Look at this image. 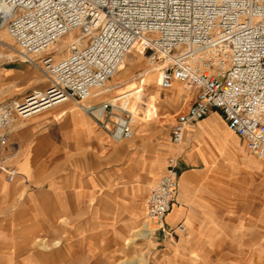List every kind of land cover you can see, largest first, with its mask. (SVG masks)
Instances as JSON below:
<instances>
[{"label":"built area","instance_id":"2783aa9c","mask_svg":"<svg viewBox=\"0 0 264 264\" xmlns=\"http://www.w3.org/2000/svg\"><path fill=\"white\" fill-rule=\"evenodd\" d=\"M1 28L25 61L42 55L48 86L0 102V171L8 170L3 151L16 120L70 98L111 140L130 138L127 114L115 117L109 101H83L105 86L136 46L150 65H159L160 89L178 83L196 91L188 108L175 116L173 144L218 110L227 129L264 167V0H0ZM68 34L66 55L55 59L52 45ZM176 190L177 162L169 159L145 198L147 217L164 234L185 230L183 224L163 223Z\"/></svg>","mask_w":264,"mask_h":264},{"label":"crops","instance_id":"0c3cea01","mask_svg":"<svg viewBox=\"0 0 264 264\" xmlns=\"http://www.w3.org/2000/svg\"><path fill=\"white\" fill-rule=\"evenodd\" d=\"M6 71H17V68L10 67ZM195 93L194 89H188L187 94L180 96L179 100L186 102L188 98L189 102L183 111L192 103ZM101 100L92 99L83 104H95ZM183 111L175 113L174 119L176 114ZM92 118L78 106L67 103L54 107L26 125L17 127L16 121L8 129V144L3 151V166L8 170L0 171V222L6 224L11 233L5 238L10 244L3 247L7 249L1 255L3 264H25L19 257L25 252L26 243L32 240L46 237L52 241L58 239L51 230H47L48 226L73 225L77 231L83 227L84 211L92 207L100 188L95 178L83 173L84 156L94 152L88 145L99 146L100 134L94 129ZM173 123L168 133L171 144ZM146 130L147 126L143 133L136 136L142 139ZM126 140L124 145L109 149V154L118 153L123 146L130 147L133 138ZM175 147V152L169 151V147L165 149L155 145L151 148L145 177L153 183L167 167L170 158L165 165V156H175L177 190L173 206L164 217L172 225L164 220L163 223L169 228L183 224L186 229L156 237L157 245L164 247L167 241L171 249L178 242L182 244L180 249L195 251L197 245L210 243L212 235L219 233L221 241H237L242 246L250 240L226 238L228 220L247 219L246 234L257 237L252 243L263 246L264 167L249 152L245 141L227 129L220 112L211 110L188 127L181 143ZM10 149L13 150L9 154ZM95 155L100 158L99 153ZM66 168L70 169L64 172ZM62 178H74L75 185L61 187L58 180ZM131 197L132 194L127 199L132 200ZM127 199L123 200L124 203H129ZM118 201L122 202L113 199L111 217L120 208ZM43 209H50V216H46ZM144 209L146 215L145 199ZM173 212L175 216L167 218ZM97 220L93 215L88 221L93 225ZM188 232L189 235H186ZM31 252L29 249L24 257L27 264H36V255Z\"/></svg>","mask_w":264,"mask_h":264},{"label":"rangeland","instance_id":"374dc122","mask_svg":"<svg viewBox=\"0 0 264 264\" xmlns=\"http://www.w3.org/2000/svg\"><path fill=\"white\" fill-rule=\"evenodd\" d=\"M2 33L6 34L4 28L0 29V34ZM7 38V40L5 38H0V102L20 99L31 90L45 89L48 86V82L41 71L40 60L42 55L32 57L33 62L31 63L25 61L19 54V48L16 43L13 42L8 35ZM2 42L8 45L10 44L11 48H6L4 44L1 45ZM55 44L56 46H60L62 41H57ZM67 45L68 44H65L61 49H50V52L55 55V59H61L66 55ZM132 50L135 51V49ZM123 63L124 61L122 64ZM10 67L17 68V71H6V69ZM152 68H155V73H158V66L150 65L145 55H142L131 73L123 77V83L132 80L139 86L137 73ZM116 73V75L119 74V72ZM113 81L114 80L110 78L107 82ZM151 85L155 91H160L155 77L151 80ZM115 94L116 91L114 90L107 92L104 94V97L101 98V101L110 102V99L113 98ZM138 96V99L135 100V115L123 106L121 103L122 99L113 104L115 106L114 116L117 117L118 115L127 114L130 118L132 129H134L131 136V138H133L132 145H130V147L123 146L116 154H109V149L113 146L124 145L127 140L118 142L111 140L107 133L101 129L92 118L94 129L100 134L99 146L88 145L90 150L93 149L94 152L84 156L83 173L86 176L95 178L100 188L98 198H96L92 207L84 211L83 218L85 219V223L81 230L77 231V227L73 225L51 228L48 226L46 227L47 230H51V232L59 238V245L57 247L52 246L50 244L52 241L50 237H46L49 245L47 248L38 244H33L34 240H32L26 243L24 248L25 252L21 253L19 259L27 264V258H25L24 255L28 253L30 249L32 251L31 253L36 255V264H264V245L257 246L252 243L257 237L246 234V224L249 222L247 219H243L242 221H235V219L228 220V234L226 238L228 240H250L242 246L240 245L241 242L237 241H221V235L215 233L212 235L210 243L208 242L204 244V246L200 244L197 245L195 251L180 249L182 244L178 242L175 246H171V249H169V242L167 241H165L166 244L164 242V247H160V245H157L158 241H155V238L164 235V233L157 228L156 224L154 227L150 223L153 229L148 237L129 236L132 237L133 240L127 245H122L123 235L119 234L120 227H124L130 235L133 226L130 225V223L123 222L124 218H122L121 215L119 216L118 212L114 217H111L113 215V199H127L133 193L134 187L138 182H145V175L148 172V163L151 156L149 150L151 148H154L155 145L165 149L175 146L169 142V127L173 123L174 114L178 111H183L189 103L188 98L186 102L180 99L175 102L174 105L155 103L152 107L153 114H150L146 107V95L142 93ZM67 103L76 105L81 109L79 107L80 105L72 98L68 99ZM53 108L54 106L27 119H17V127L37 120ZM135 119L147 124V130L144 132L142 139L136 136L134 132ZM11 150L13 149H10L9 154ZM96 152L99 153L100 158L96 157ZM169 158L175 159V156H165V165ZM67 169L70 168H66L64 172H67ZM163 172L164 169L159 177ZM159 177L148 186L147 190L141 193L140 198L138 197L139 200H144L146 198L149 190ZM108 193H110V195H108ZM42 212L46 214V216H50L51 214L50 209H43ZM93 215H95L98 220L96 224L92 225L88 220ZM140 216L141 221L146 218L145 211H143ZM3 222L6 223L5 220H3ZM164 222L172 225V222H169L167 219H165ZM236 232L237 235H235ZM10 233L11 231L6 224L2 225L0 222V264H3V257L1 255L7 251V249L3 247L10 244V242L5 239ZM198 235L199 234H197V237ZM66 238L67 240L64 241ZM261 238L264 240V235L261 236ZM184 240L183 238V241ZM174 244L173 242L172 245ZM30 246L33 247L31 248Z\"/></svg>","mask_w":264,"mask_h":264},{"label":"bare ground","instance_id":"6f19581e","mask_svg":"<svg viewBox=\"0 0 264 264\" xmlns=\"http://www.w3.org/2000/svg\"><path fill=\"white\" fill-rule=\"evenodd\" d=\"M7 35H8L7 32H6V34L2 33V34H0V38L1 39L5 38L7 40L8 39ZM8 37H9V35H8ZM71 39H72L71 34L65 35L58 40V41L61 40L62 44L60 46H56V44L55 45L53 44L51 49L52 48L53 49L54 48L61 49L65 44H68ZM2 44H4V46L6 48H11L10 44L8 45V44H5L4 42H2L1 45ZM0 56H1V54H0ZM141 56H142V53L140 51L139 46H136L135 51L130 50V52L123 59L124 63L120 64V66L118 68L119 71H116V72H119V74L116 75L117 73L115 72L114 75L111 77L114 81L109 82V83L106 82L107 83V84H105L106 86H104L101 89H95L93 91V93L90 94V96L87 97L83 102H87L88 100H92V99L98 100V99L104 97L105 93L114 90V91H116V94L113 96V98L110 99V102L112 104H114V103H116V101L118 102V100L122 99L121 103L123 104V106H125L132 113H134V111L136 109L135 100L138 99L139 94L144 93L147 97V101H146L147 102V105H146L147 111H148V113L153 114L152 107L155 105V103L174 105V103L179 100L180 96L183 93L187 94L188 89L184 88L183 85L178 84V83H174L172 85V87L170 89H167V90H162L158 86L160 91L159 90L155 91L153 86L151 85V80L153 79V77H155L156 83L158 85L159 69H158V73L157 72L155 73V68L145 69V70H142V71L137 73V77L139 79V81H138L139 86H137L135 84V82L132 80L131 81L128 80L129 82L123 83V81H124L123 77L127 76L129 73H131V71L138 64L139 58H141ZM157 66L159 68V65H157ZM131 79H133V78H131ZM35 83H37V82H35ZM62 105H67V100L66 101H59L58 103H55L51 107H53V106L59 107ZM100 113H101V111H99V114ZM134 115H135V113H134ZM134 118H135V116H134ZM135 122L136 123H135V131L134 132L136 134L143 133L147 124H144V122L138 121L136 119H135ZM175 148L176 147L173 146V147H169L168 149H169V151L173 150V152H175V150H174ZM8 158L10 159L11 155H9ZM152 167H153V165L150 167V169ZM58 181H59L58 185H61V187H63V186L64 187L65 186L71 187V186L75 185L74 178H62ZM53 184H55V182H53ZM151 184H152L151 179L145 177V182H143V183L138 182L136 184V186L134 187V191H133L132 197H131L133 201L131 199H127V200H130L129 201L130 204L124 203L123 200H122V202L118 201L120 208L117 212H118L119 216L121 215L122 218H124L123 222H129L133 226L132 231H130V235L124 227H120V230H119L120 233L119 234L123 235L122 245H127L133 240V238L129 237V236H147L148 237L151 234L152 229H153L149 225V223L155 227V223L152 222L146 215H145L146 218H144L141 221L140 215L143 211H145L144 200L138 199V197L140 198L141 193L143 191L147 190L148 186ZM174 216H175L174 212L169 213V215H167V218H169V217L172 218ZM178 217H179V215H178ZM187 228H189L188 225H187ZM131 234H133V235H131ZM186 235H189V232ZM33 244L41 245L44 248H47L49 246L46 239H36L33 242ZM50 244L52 246L57 247L59 245V238L54 239L53 241L50 242Z\"/></svg>","mask_w":264,"mask_h":264}]
</instances>
